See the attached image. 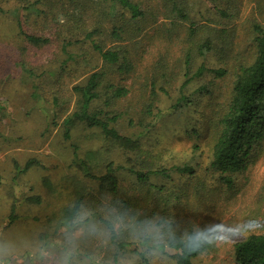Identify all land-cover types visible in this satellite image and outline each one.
<instances>
[{
    "label": "rangeland",
    "instance_id": "1",
    "mask_svg": "<svg viewBox=\"0 0 264 264\" xmlns=\"http://www.w3.org/2000/svg\"><path fill=\"white\" fill-rule=\"evenodd\" d=\"M99 1L79 0L74 5L72 0H52V7L46 3L36 5L41 9L36 13L20 10L18 0H0V264H50L42 254L54 253L63 243L67 228L58 225L64 208L73 204L76 190L84 188L90 198L100 202L98 209L91 211L99 210L104 215L102 210L111 208L113 197L98 194L97 182L85 177L77 164L86 161L92 165L88 152L99 149L100 155L94 158L99 162H93L95 174H101L102 161L128 166L135 156L109 145L94 128L77 125L71 129L69 139L63 136L62 120L76 108L75 87L84 86L94 72H102L104 83L125 88L127 93L106 106V97L111 94H104L101 85L91 107L119 114L116 130L121 135L139 137L142 149L152 153L150 161L155 168L188 164L195 170L191 176L175 172L167 178L151 175L145 183L127 172L120 176L121 185L129 191L133 185L141 187L149 182L164 187L158 196L162 206L171 192L179 195L178 200L171 198L174 208L168 209L180 225L187 219L177 213L179 209L186 212L190 223L203 226L217 222L230 229L232 239L227 244L209 248L194 263L234 264L232 244L264 229V145L261 152L250 157L247 173L223 194L216 175L208 169V146L229 95L230 74L214 78L213 73L204 72L202 77L191 79L183 91L190 103L173 113L154 120L146 109L149 105L165 109L174 104L180 85L200 63L210 69L222 66L221 60L234 63L236 57L240 62L250 46L245 31L254 18L262 21V17L252 0H238L234 21L220 17L209 8L207 0H182L190 21L196 26L206 24L209 33L235 27L234 35L229 34L222 42L224 52L218 50L220 43L202 59L196 55L194 45L200 42L203 32L190 36L188 21L178 19L162 0H134L149 18L137 37L131 41H106L101 34L92 37L96 43L103 42L105 48L125 46L129 64L121 72L103 65L91 40L85 38L86 32L94 28H102L104 34L110 29L111 19L102 14L105 7ZM211 1L216 7L228 9L237 2ZM17 20L22 31L47 38L48 43H28L19 32ZM187 51L191 54L188 70L184 65ZM200 85L208 92H198ZM135 195L145 202L155 203L157 198L147 193ZM82 208V213L90 211L87 203ZM247 219L255 221V231L238 227ZM79 252L82 259L90 254L94 261L91 264H103L111 254L95 242L83 244Z\"/></svg>",
    "mask_w": 264,
    "mask_h": 264
},
{
    "label": "trees",
    "instance_id": "2",
    "mask_svg": "<svg viewBox=\"0 0 264 264\" xmlns=\"http://www.w3.org/2000/svg\"><path fill=\"white\" fill-rule=\"evenodd\" d=\"M78 1L72 0V4L76 5ZM207 1L209 8L215 10L220 17L232 19V21L236 19L237 8L239 6L238 0L230 9L228 7H216L212 4L211 0ZM18 2L21 4L20 10L36 13L41 12V9L36 7V5L42 6L45 3L49 7L53 5L52 0H32V2L30 0H18ZM162 2L170 5L171 12H174V15L178 19L188 21V32L190 36H198L200 32L204 33L199 39L200 42L197 43L196 41L194 45L196 55L202 59L220 43L225 42L229 34L234 35L235 33V27H222L219 30H213L214 33L211 34L208 32L206 24L196 26L194 22L190 21L187 15L185 1L162 0ZM252 2L255 5V11H257L260 19L262 17L263 20L259 21L254 18L245 31L250 42L247 50L248 54L240 62H237V58L235 57L234 63L232 62L233 64L230 60H221L222 66L218 68L208 69L203 62L200 63L196 67L194 74L180 85L178 97L174 104L165 109H155L152 105H149L146 109L154 120L160 115L173 113L190 103L189 96L184 94L183 91L185 85L191 79L202 77L204 72L213 73L214 78H222L225 74H230L231 86L229 95L225 107L218 115L214 125L215 130L211 134L212 141L210 146H208L210 152L208 169L216 175L223 194L235 185L238 178L247 173V164L250 157L261 152L264 145V24L262 23L264 21V0H252ZM99 3L102 7H105L102 10V14L111 19L110 29L104 34L102 28H94L86 32L85 38L91 40L92 47L99 53L103 65H106L108 69L117 67L119 71L124 72L128 69L129 64L125 46L117 45L105 48L103 42L101 44L99 42L96 43L92 37L101 34L103 37L102 40L106 41H131L143 31L149 18L146 12L134 0H101ZM72 7L74 8V6ZM17 23L20 34L23 35V38L28 43L35 46H43L48 43L47 38L25 33L21 29L19 20H17ZM68 44L69 41L64 42L62 44L63 49ZM231 45L234 48V44L231 43ZM222 47L223 43L218 46V50L224 52L225 50ZM190 61L191 54L187 51L184 57V65L187 70L190 67ZM231 64L232 70L229 71ZM104 75L102 72H94L87 78L84 86L75 87L78 94L76 108L62 120L63 136L65 139H69L71 129L77 125H83L90 129L94 128L99 131L102 139L109 145L117 150H121L124 154L126 153L128 155V153H131L135 158L133 161L130 160L128 166L124 164L114 165L113 161L101 160L102 168H104L103 173L95 174L94 162H99L95 160L97 159L95 155H100L97 152L99 149H96L88 152L89 158L93 163L92 165L88 166L86 161H81L77 166L85 173V177L97 182L98 194L100 193L104 197V193H106L113 197L110 199L111 208L119 209L136 220H143L148 217H154L155 215L174 218L175 216H172L173 213L169 211L168 206L172 207L171 198L178 200L179 195L171 192L165 198L162 196L164 198V205L162 206L158 196L163 194L164 187H158L149 182L147 185L141 187L133 185L129 191L121 185L122 179H120V176H125V173L128 172L138 181L145 183L151 175H160L167 178L170 172H175L177 174H188L191 176L195 170L188 164L181 166L172 165L168 168H155L153 162L150 161L152 153L142 149L139 137L132 138L118 133L114 125L119 118V114H111L105 111L103 107H91L92 101L99 97L98 89L101 85L104 89V94H111L110 97H106V106L111 105L110 101L112 99L124 96L127 93L125 88H114V84L110 82L104 83ZM151 89H154L153 84L151 85ZM197 91L208 92L203 85H200ZM73 161L76 162V158ZM201 191H204V189ZM141 193H147L152 198L153 196L157 197L154 201L155 203L153 201L145 202L139 200L135 194ZM197 194H202L200 188L197 190ZM74 196L73 204L65 207L62 211L58 228H68L70 225H73L84 210L82 207L85 203L90 206L88 213L91 214L92 218L99 220L104 216L99 210L91 211V209L97 208L100 202L90 198L89 194L84 191V188L76 190ZM150 203L153 204L149 205ZM102 211L105 212L104 209ZM177 213L187 219L185 224L182 223L181 227L190 224V219L186 217V212H182L179 209ZM119 248L121 251H126L131 248V244L128 241H121L119 242ZM132 250L134 251V249ZM204 252L179 259V264H195L194 260ZM232 254L234 264H264V229L260 232L250 233L244 239L235 241L232 244ZM85 257L91 263H94L91 260L93 257L91 258L90 254L85 255ZM173 264H176V261Z\"/></svg>",
    "mask_w": 264,
    "mask_h": 264
},
{
    "label": "clouds",
    "instance_id": "3",
    "mask_svg": "<svg viewBox=\"0 0 264 264\" xmlns=\"http://www.w3.org/2000/svg\"><path fill=\"white\" fill-rule=\"evenodd\" d=\"M243 231L253 232L256 223L247 219L238 225ZM230 229L217 222L185 227L174 218L164 216L136 220L125 212L108 208L97 220L90 213H81L73 225L63 233V243L54 253L42 254L50 264H91L82 259L79 249L83 244L95 242L112 255L103 264H179V259L204 252L208 248L227 244ZM128 241L131 248L121 251L119 242ZM134 249V251L132 250Z\"/></svg>",
    "mask_w": 264,
    "mask_h": 264
}]
</instances>
